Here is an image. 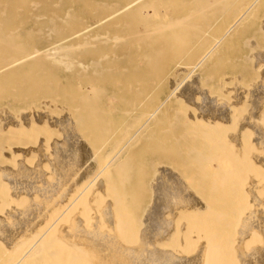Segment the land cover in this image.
I'll return each instance as SVG.
<instances>
[{
    "label": "bare ground",
    "instance_id": "6f19581e",
    "mask_svg": "<svg viewBox=\"0 0 264 264\" xmlns=\"http://www.w3.org/2000/svg\"><path fill=\"white\" fill-rule=\"evenodd\" d=\"M262 1L0 0V154L8 164L16 160L0 166V264H211L219 234L236 239L228 262L264 264V22L259 44L248 42L256 83L232 99L228 91L229 107L199 89L196 73L253 22ZM136 25L158 27V42L133 35ZM127 57L137 59L142 81L121 71ZM181 60L190 70L178 80L172 68ZM246 99L249 112L220 137L227 154H218L223 190L215 194L209 172L217 153H208L221 140L213 128ZM173 102L185 110L183 127L168 119ZM129 154H166L176 171L157 166L151 204L139 216L147 194L137 193L138 201L135 192L146 188L148 170L132 185ZM181 154L197 158L182 161ZM195 165L200 178L190 185L204 206L176 174ZM199 181L208 182L209 195Z\"/></svg>",
    "mask_w": 264,
    "mask_h": 264
},
{
    "label": "rangeland",
    "instance_id": "374dc122",
    "mask_svg": "<svg viewBox=\"0 0 264 264\" xmlns=\"http://www.w3.org/2000/svg\"><path fill=\"white\" fill-rule=\"evenodd\" d=\"M134 15H136V14H134ZM264 0L262 1V5H261V7H260V11L258 12V14L256 15V17H255V19L253 20V22H251V23H249L247 26H246V28H244L243 30H241L240 32H237V34H235L234 36H232L231 37V39L229 38L228 40H225V42H224V45L222 46V48H221V50H219V53H217L213 58H212V60L210 61V63H209V65H208V67H207V69L205 70V72H200V71H196V73L198 72V73H200V76H201V78H200V85H199V89H201V91H204V92H206V94L208 95H210L211 93L212 94H214L215 95V97H210V98H212L213 100H215V98H216V102H217V100L219 99V97H221L223 100H221V101H223V102H220V99H219V102H217V103H220V105H224V106H228L229 107V105H230V103L228 102V101H230L231 102V100L230 99H232V97L235 95V94H238L239 92L240 93H242V92H244L245 90L244 89H247V91L246 92H248L250 89L249 88H251V86H252V84H254V83H256L255 81H256V78L258 77L257 76V74H254V73H256L255 71H253L254 69L252 68L253 67V64H252V60H250L249 58H250V55L252 54L251 52H253V51H251L252 49H250L251 47L249 46V45H251V43H254L255 41H256V43H258L259 44V41H260V31H259V28H260V26L262 25V23L264 22ZM262 20V21H261ZM133 24H135V23H133ZM130 26V25H129ZM133 27V26H132ZM129 27H127V29H128ZM143 33V36H145V34H148V36L149 37H151V39L153 38V37H155L156 39H157V42H158V38H159V28L157 27L156 29H150V28H148L147 27V29H145L144 28V26L143 25H136L135 26V28H134V31H133V35H137V34H142ZM250 40H252V41H250ZM253 40H255L254 42H253ZM251 43H250V42ZM248 42H249V45H248ZM151 43H153V41L151 40ZM261 47L263 48L264 47V41H262L261 42ZM226 51H227V53H226ZM251 53V54H250ZM160 55L161 54H159L158 55V57H160ZM130 56V55H129ZM131 57H132V54H131ZM217 58V59H216ZM249 59V63H248V59ZM127 59H128V57H127ZM129 60V62H128V66L127 67H123L122 68V72L123 73H126L127 75H130L131 76V78L132 79H135V81L136 82H140V81H142L143 80V78H142V73L140 74L138 71H137V67H136V62H137V59H128ZM160 60H162V59H160ZM127 61V60H126ZM126 61H124L125 63H126ZM156 62H158L157 60H156ZM185 61H183V60H181V62H180V64L179 65H177V66H175V67H173L172 68V74L173 73H177V79L180 77V78H182L184 75H185V72H188L190 69H189V66H188V64H187V62H185ZM227 62H229V63H227ZM160 63H162V66H163V64H164V61L162 60V62H159V64ZM219 63V64H218ZM117 64V63H116ZM216 66V67H215ZM181 67H183V68H185V69H182ZM186 67H188V68H186ZM216 68V69H215ZM246 68V69H245ZM179 69H181L182 71H184V73L182 72L181 73V71L178 73V70ZM189 69V70H188ZM251 69H253V70H251ZM186 70H188V71H186ZM254 72V73H253ZM181 73V74H180ZM203 73V74H202ZM144 78H145V75L143 76ZM148 77V76H147ZM235 77V78H234ZM240 77V78H239ZM256 77V78H255ZM207 78V79H206ZM211 78H214L213 79V81L212 82H210L211 80L210 79ZM228 80V82H227V80ZM234 78V79H233ZM240 79L239 80V84L238 83H236L238 80H235V79ZM250 78L251 79H253L252 80V82H250L251 80H250ZM179 80V79H178ZM206 80V84L204 85L203 84V82ZM229 80H232V81H230L231 83H233L234 81H236V82H234V83H236V84H238V85H240L241 83V85H242V87L243 88H241L240 86H235V84L233 85V84H231L230 82H229ZM226 81V82H225ZM258 81V80H257ZM205 83V82H204ZM222 83V84H221ZM252 83V84H251ZM202 84H203V86H204V88H203V86H202ZM220 84V85H219ZM227 84V85H226ZM245 84V85H244ZM249 84V86H247L246 87V85H248ZM231 85V86H230ZM251 85V86H250ZM221 86V87H220ZM226 86H227V88H226ZM200 87H202V88H200ZM224 87H225V90H224ZM237 87H238V91H237ZM205 88L206 89H208L207 91L205 90ZM229 88H232V89H229ZM234 88V89H233ZM212 92H211V91ZM223 90L225 91V92H223ZM242 90V91H241ZM220 91V92H219ZM230 91H235V92H230V97H229V92ZM208 92V93H207ZM224 93L225 94V96H224V94H223V96L221 95V94H219V93ZM228 92V93H227ZM246 92H245V96H246ZM218 93V94H217ZM232 93V94H231ZM103 94H104V103L107 105V107L109 108L110 107V105L113 103V98L111 97V95H110V91H109V89H104L103 90ZM167 94V93H166ZM226 95H227V98H224V97H226ZM211 96H213V95H211ZM195 98H197V95H196V97ZM246 98V97H245ZM200 97L199 98H197L196 100H197V102L199 101L200 102ZM224 99H225V101H224ZM228 103H227V102ZM233 101V100H232ZM247 101V99L245 100V103H246V105H245V103H244V101L242 102V104H241V107L240 106H238V108H236V111H234V116L232 115V117H230L231 116V113L232 112H230L229 113V120L227 121V122H225L224 123V125L222 124V125H220L219 127H212L211 126V128H213L214 130L213 131H216V135H217V137L218 138H220V137H224L223 135H225V138L224 139H226L227 138V134H233L234 133V126H233V124L237 121V119H238V121H239V119L242 117V116H244V114L245 113H248L249 112V104L246 102ZM198 102V103H199ZM228 105H227V104ZM243 103H244V105H243ZM248 104V105H247ZM5 107V102H4V100H0V110H2L3 108ZM181 106H179V105H177V104H174V102L173 103H171V106L169 107V109H168V114H167V116H168V119H173V121H174V119H176V120H178V118H180L181 120H183L182 119V116H183V114H184V109H182V107L180 108ZM248 107V108H247ZM170 109H172V110H170ZM176 109V110H175ZM183 111H181V110ZM228 111H229V109L228 108H226ZM174 110V111H173ZM179 112H178V111ZM171 111H173V112H171ZM240 111V112H239ZM243 113H242V112ZM180 112H181V115H180ZM189 112V111H188ZM177 113L179 114V117H176V115H177ZM196 113H197V110H196ZM237 113V114H236ZM190 114H191V112H190ZM175 115V116H174ZM178 116V115H177ZM235 116H236V120H235V122H233L234 121V118H235ZM263 116V115H262ZM262 116H261V118H260V122H262V123H264V118H263V120H262ZM170 117V118H169ZM173 117H175V118H173ZM238 117V118H237ZM171 119V120H172ZM178 120L179 122H181V120ZM233 119V120H232ZM177 121V122H178ZM184 122V121H183ZM183 122H181V123H179V124H181V127H183L184 126V123ZM198 123V122H197ZM231 123H233V124H231ZM182 124H183V126H182ZM227 125V126H226ZM229 125V126H228ZM230 125L232 126V127H230ZM180 127V130H181V133H182V131L184 130L183 128H181ZM216 128H218V129H216ZM225 128V129H224ZM227 129H229V130H227ZM231 129V130H230ZM230 132V133H229ZM232 132V133H231ZM219 134V135H218ZM216 135H214L215 136V138L216 139H218L217 137H216ZM222 135V136H221ZM229 135V136H230ZM247 136H248V134L247 135H245V137H246V139H248L247 138ZM249 137V136H248ZM224 139H222V138H220V140L221 141H223ZM219 140V139H218ZM219 142V141H213L212 142V146H213V148H211L212 150H210V153H208L209 155L208 156H211L212 155V157H213V153L212 152H214V154H215V152L217 153V155L215 156L214 155V160L212 161V166L213 167H211V171L209 172V177H211L210 179L212 180V181H210L209 179H208V177H207V175H205V177L207 178V180H208V182L210 181V185L212 184L213 186L210 188V190L212 189L213 191H210V190H208L209 189V186H207L206 184L208 183V182H206V184H201V183H203V181H201V183H200V181H199V183H200V185H202V188L205 186V188H204V190L207 188V190L206 191H208L207 193H208V195H209V191L210 192H214L215 194H216V192L217 191H219V190H223V187H222V182H221V178L218 180L217 179V175L215 176V174H216V172H219V171H216L215 172V168L217 167V159H220V157L221 156H218V154L220 155V154H227V141H225L224 140V142ZM218 146V147H217ZM219 147L221 148L220 150H219ZM219 150L218 152L217 151H214V150ZM220 152V153H219ZM130 155H132V156H130ZM136 154H129L128 155V157H129V159H131L130 160V165H132L133 163V165L131 166L132 167V174H130L131 175V181H130V183L133 185V184H135L136 183V181L138 180V177H137V174H139L140 172H143L144 171V167L146 166L147 167V172H148V176H147V179H146V181H145V183H146V185H145V187L146 188H144V191H142L143 190V186H142V190L140 191V190H138V192H137V189H136V192H135V196H137V193H139L140 192V194H139V197H140V195H142L143 197H144V195L145 194H147L144 198H138V196L136 197V198H138V201H139V199H140V201H139V209H138V211L139 212H137L138 213V216H139V214L141 215V213L143 212V210L145 209V208H147L150 204H151V194L149 195V193H150V191H151V184H152V186H153V184H154V181H155V176H154V171H156V169L158 170L159 168H161V167H166L167 165L168 166H170L168 169L169 170H171L172 172H176V171H174V169H173V164H172V162L171 161H169L170 159H168L166 156V154H164L165 156H162L163 154H138V155H136V156H138L137 158L138 159H136V156H135ZM172 155L173 154H171V155H169L170 157H172ZM175 155V154H174ZM179 155V154H178ZM195 154H189V156L191 157H188V155L186 154V156L188 157H185V155H183V154H181V157H182V161H184V160H186V159H191L192 160V158H194L195 156H196V158H197V155H195ZM207 155V154H206ZM0 156H1V161H0V163L2 164L3 163V166L2 165H0L1 167H6V166H8V167H11V166H14L15 167V164L14 163H16V160H11V162H10V164H8L7 162V159H5V157L3 156V154H0ZM134 156V157H133ZM168 156V157H169ZM218 156V157H217ZM224 156V155H223ZM164 157V158H163ZM166 158V159H165ZM174 158V157H173ZM222 158H224V157H222ZM5 161H4V160ZM29 159H31V157H28L26 160H25V163L27 164L28 163V161H29ZM133 159H136L135 161L133 160ZM164 159V160H163ZM172 159V158H171ZM177 159H178V161H179V156H177ZM216 159V160H215ZM225 159V158H224ZM33 158L31 159V161H29V163L27 164V165H29L30 163H31V165H29V166H32L33 165V162L35 161V160H33ZM165 160L167 161V162H165ZM221 160V159H220ZM7 161V162H6ZM172 161H173V159H172ZM177 161V162H178ZM6 162V163H5ZM13 162V163H12ZM137 164H139V165H137ZM154 163V164H152V163ZM171 162V163H170ZM216 162V163H215ZM4 163H5V165H4ZM155 163H157V165L155 164ZM168 163H170V165L168 164ZM8 164V165H7ZM163 165V166H161V165ZM172 164V165H171ZM175 164V163H174ZM10 165V166H9ZM136 165V166H135ZM141 165V166H140ZM139 166V167H138ZM143 166V167H142ZM159 168H158V167ZM135 167V168H134ZM138 167V168H137ZM145 167V168H146ZM153 167H154V169H153ZM153 169V170H152ZM199 169V168H198ZM215 169V170H214ZM177 170V169H176ZM197 170V165H195V168H194V170H188V172H187V174H186V176H182V175H180V172L177 170V175L181 178V181L184 183V186H185V188H187L188 186H190V188H188L187 190H188V192L190 193V194H192L193 196H196L197 198H198V196H197V194H196V192H194L193 193V187H194V185H195V183H194V185H190V184H192L193 182L192 181H194V180H196V179H198L199 180V178H200V176H199V174H198V172L196 171ZM202 171H203V169H202ZM134 172V173H133ZM135 172H136V174H135ZM138 172V173H137ZM189 173V174H188ZM191 173V174H190ZM196 173V174H195ZM205 173H208V171L206 172L205 171ZM212 173V174H211ZM155 174H156V176H157V172H155ZM158 174H159V172H158ZM193 174H195V175H193ZM197 174H198V177H196V179H192V178H195V177H193V176H197ZM201 174H204V173H201L200 172V175ZM218 174V173H217ZM221 174V173H220ZM153 175V176H152ZM176 175V176H177ZM189 175H191V176H189ZM219 175V174H218ZM137 179H136V178ZM191 177V178H190ZM214 177V178H213ZM201 178H202V176H201ZM203 178H204V176H203ZM206 178L204 179V181L206 180ZM215 178L217 179V180H215ZM152 180H153V182H152ZM187 181V183H189V185L188 184H185V182L184 181ZM190 182H189V181ZM192 180V181H191ZM200 180H203V179H200ZM217 183V185H216V183ZM152 182V183H151ZM192 182V183H191ZM218 182H219V184H218ZM205 183V182H204ZM215 183V184H214ZM221 184V185H220ZM2 185H5V184H3V183H1L0 182V190H2V191H0V193L2 194V193H4V194H2L3 196H5V192H4V186L2 187ZM143 185V184H142ZM188 185V186H187ZM6 186V185H5ZM193 186V187H192ZM150 187V188H149ZM2 188V189H1ZM222 188V189H221ZM150 189V190H149ZM147 190V191H146ZM197 190V189H196ZM6 191H8L7 189H6ZM195 191V190H194ZM144 192V193H143ZM146 192V193H145ZM221 192H224V191H221ZM227 192V191H226ZM206 193V194H207ZM1 194H0V196H1ZM224 194H225V192H224ZM150 196V197H149ZM218 196L219 195H217L216 197L218 198ZM224 196V195H223ZM212 196H210V198H211ZM215 197V195H213V197H212V199ZM215 197V199H213V201L214 200H216L217 198ZM201 198V199H200ZM198 199H200V201L202 202V204H203V206H204V201H202L203 199H202V195H201V197H199ZM208 199H209V196H208ZM207 200V199H206ZM205 217H207V216H205ZM214 216H212V218H213ZM208 218H211V216H208ZM220 235V239H218L217 237H218V235H217V237H215L216 239H218V241L220 240H222L221 242H218L214 237H212V244H213V241L214 242H216V244L218 245L217 246V248H214V249H211V259H210V261H211V264L213 263V264H215V262H216V258L217 259H223L224 260V262L225 263H230L231 264V262L229 261L228 262V260L230 259V260H232L233 261V249H231V240L233 241V239L234 240H236L235 239V237H233V235H232V237H233V239H231L230 238V242H229V237L230 236H226V237H224V235L222 234H219ZM223 238H224V240H223ZM226 238H228L227 240H225ZM203 239V238H202ZM204 239H207L206 237L204 238ZM252 239V238H251ZM203 241V240H202ZM228 242L227 243V245L228 246H226V248H228L229 250H226L225 251V245L226 244H223L222 242ZM250 241V240H249ZM211 242V241H210ZM221 243H222V247L220 248L219 247V244L221 245ZM230 243V244H229ZM235 244V243H234ZM223 245H224V249H222L223 248ZM233 247H235V245L233 246ZM218 249V250H217ZM222 251H221V250ZM228 251H229V253H228ZM220 252L221 253H224V255H225V257L222 255V254H220ZM232 252V253H231ZM191 253H193L192 251H189V254H188V252L186 253V255L188 254V255H190ZM230 255L231 254V256H232V259H231V256H229V259H226V255H227V258H228V254ZM178 257L180 256L181 257V255H184V256H186L185 254H180L179 255V253L178 254H176ZM220 257H222V258H220ZM226 259V260H225ZM227 261V262H226ZM223 261H221V264H223L224 263ZM232 264H233V262H232Z\"/></svg>",
    "mask_w": 264,
    "mask_h": 264
}]
</instances>
